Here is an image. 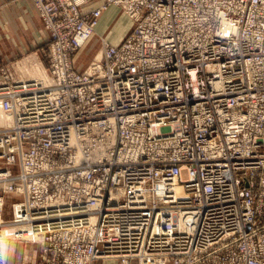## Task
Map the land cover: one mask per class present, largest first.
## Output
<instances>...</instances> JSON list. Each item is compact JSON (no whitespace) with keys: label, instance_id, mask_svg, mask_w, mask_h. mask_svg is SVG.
<instances>
[{"label":"built area","instance_id":"1","mask_svg":"<svg viewBox=\"0 0 264 264\" xmlns=\"http://www.w3.org/2000/svg\"><path fill=\"white\" fill-rule=\"evenodd\" d=\"M33 1L46 70L0 78V241L41 264H264V0ZM110 6L132 30L77 69Z\"/></svg>","mask_w":264,"mask_h":264},{"label":"crops","instance_id":"2","mask_svg":"<svg viewBox=\"0 0 264 264\" xmlns=\"http://www.w3.org/2000/svg\"><path fill=\"white\" fill-rule=\"evenodd\" d=\"M103 0H92L90 5H99ZM117 12L110 9L104 13L97 27L96 34H102L106 28V23ZM120 31V30H119ZM118 31V32H119ZM123 30L121 29L120 32ZM118 32L115 36H118ZM119 32V34H120ZM127 32L121 33L122 36L117 43L126 35ZM48 30L45 27L44 20L38 12L33 0H0V51H11V56L16 53H26L28 50H42L43 44L47 49ZM93 38V37H92ZM90 38V39H92ZM89 41V40H88ZM44 47V46H43ZM41 53V52H40ZM37 54V53H36ZM41 55V54H40ZM0 56V63L3 61ZM34 243H24L22 240H8L0 243V264H9V259L17 258L18 255H24L23 264H29V254L32 258L37 255L36 264H41L40 244L37 245V254H34ZM15 255V256H14ZM33 264H35V259Z\"/></svg>","mask_w":264,"mask_h":264},{"label":"rangeland","instance_id":"3","mask_svg":"<svg viewBox=\"0 0 264 264\" xmlns=\"http://www.w3.org/2000/svg\"><path fill=\"white\" fill-rule=\"evenodd\" d=\"M117 10V12L109 19L108 23H106L105 31L102 34L97 35L96 31L93 34V38L89 39L87 46L80 50L76 54V68L79 70H83L86 66H88L89 62L96 57L97 54L101 51L103 47V39H106L112 43H117L118 40H114L115 38L118 39L122 36L125 32H130L133 28L132 21L130 22V17H127V14L123 12L118 6H110L108 10L112 9ZM121 29L123 30L122 32ZM97 30V29H96ZM120 30V31H119ZM120 34H119V32ZM118 32V36H115V33ZM122 33V34H121ZM126 33V34H127ZM114 37V39L111 37ZM106 36V37H105ZM49 36L47 38L48 42ZM49 43V42H48ZM44 46V47H43ZM42 50L35 52L36 50L31 49L28 50L26 53H16L11 56V51H0V56H4L2 58V62L0 63V78L3 76V70H10L11 73L14 74L15 77L21 79H28L32 78H42L45 74L46 70V57L44 56L46 46L43 44ZM48 46V45H47ZM41 52V53H40ZM37 53V54H36ZM41 54V55H40ZM35 73L37 76L35 77ZM30 76V77H29ZM12 199L8 202L6 206V217L10 218L13 214L12 210ZM2 242L8 240H1ZM17 241V240H16ZM20 241V240H19ZM24 243H29L32 245L34 243V254H37V242H27L22 241ZM1 251V249H0ZM15 256V255H14ZM9 259V264H23L25 261L24 255H18L17 258ZM35 259V264L37 262V255L36 258L29 254V264H33ZM94 264H119V261L115 258L109 259H98L94 262Z\"/></svg>","mask_w":264,"mask_h":264},{"label":"bare ground","instance_id":"4","mask_svg":"<svg viewBox=\"0 0 264 264\" xmlns=\"http://www.w3.org/2000/svg\"><path fill=\"white\" fill-rule=\"evenodd\" d=\"M127 17H128V15H127ZM130 22H131V20H130ZM106 37V36H105ZM37 76V74L35 73V77ZM30 77V76H29ZM33 78V77H32ZM40 78V77H39ZM0 243H1V241H0Z\"/></svg>","mask_w":264,"mask_h":264}]
</instances>
